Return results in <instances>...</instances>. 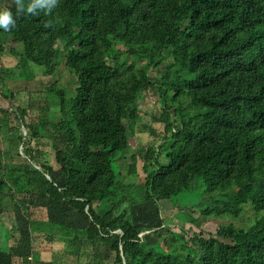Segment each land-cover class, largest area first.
Segmentation results:
<instances>
[{"label":"trees","instance_id":"obj_1","mask_svg":"<svg viewBox=\"0 0 264 264\" xmlns=\"http://www.w3.org/2000/svg\"><path fill=\"white\" fill-rule=\"evenodd\" d=\"M0 4L17 21L0 28V54L53 82L26 90L25 108H0L23 130L0 149V200L22 219L18 237L3 230L14 244L0 246V264H264V0H58L35 15L17 0ZM61 66L71 89L54 84ZM3 74L2 87L12 80ZM149 89L160 103L152 123L163 130L126 159L136 102ZM47 96L58 118L40 105ZM40 134L57 169L42 161ZM17 150L22 161L12 164ZM138 164L144 178L134 183ZM197 190L198 218L187 208L176 216L199 232L175 234L159 202ZM246 210L254 218L243 239L231 222L201 231L208 217ZM32 233L60 236L68 253L32 263Z\"/></svg>","mask_w":264,"mask_h":264},{"label":"rangeland","instance_id":"obj_2","mask_svg":"<svg viewBox=\"0 0 264 264\" xmlns=\"http://www.w3.org/2000/svg\"><path fill=\"white\" fill-rule=\"evenodd\" d=\"M1 8V4H0ZM0 38V45L3 48L7 47V44H3ZM3 44V45H2ZM116 49H119L120 51H124V48L121 44H117ZM168 57V56H167ZM19 58V57H18ZM16 57L4 53L0 54V108H6L9 105H18L20 108H25L27 106V91L28 89L33 90H39L44 89L48 87V85L52 84L53 82L50 81V79L41 76L42 69L33 65H28V67L24 64L18 61ZM170 58H167L164 60V63L170 62ZM162 64V65H163ZM162 67V66H161ZM61 73L60 76L55 77V86L65 88V89H71L73 84V78L71 75L63 69V67H60ZM158 70L160 68H151L149 70V75L151 78H158ZM8 73V80L4 83V87H2V80H4L3 72ZM57 79V80H56ZM10 88L9 92L7 93L5 91L6 88ZM19 90V91H17ZM17 91V92H16ZM26 91V92H25ZM14 92L15 95L14 98H12L11 94ZM12 101V102H10ZM137 107L140 110V117L139 120L136 122L135 127L130 132L129 137V146L128 150L125 154L126 159H130V156L132 154H139L142 152L146 146H149L151 139L153 138L151 135V132L154 131L155 133L161 134L163 130V126L161 124L152 123L151 117L154 115H158L160 111V103H159V95H157L155 90L149 89L142 98L138 99ZM41 106H45V108L48 109V116L52 118H58V100L54 96H47L44 103H40ZM15 120L14 123H11L14 127H10V124L6 122L5 116L3 113H0V149L3 151H6L5 145L7 142H10L12 140H16L20 136V132L23 130H20L15 126ZM3 126V127H1ZM2 128V129H1ZM25 135V132H24ZM40 144H44V147H40L43 158L42 161H48L49 165L53 169H57L56 164L54 163V156L53 152L50 149V144L46 139H44L43 134H40ZM10 155L12 156L11 161L13 160L12 164H19L22 159L16 157V155H22L20 150L10 152ZM138 173L139 176L134 179V183H139L143 181L144 175L141 171V164H138ZM202 193L200 190L195 191L193 194L188 195H181L178 196L176 200H173L171 203L169 201H161L159 202V210H160V216L163 219L165 227H171L174 229L175 234H178L179 232L184 234L186 236L189 232H199V229L196 228L195 225L188 221H182L178 219L176 214L181 211L183 208H187L188 213L193 218H198L199 214L198 211L191 208V204L193 203H199L202 201ZM2 200V199H1ZM0 200V246L2 244H14V239L5 242L3 230L6 229L10 232H12L14 238L19 236V228L22 225L20 223L22 221L19 220V217L17 216V213L15 212L17 210V205L14 202H9L7 198H4L3 201ZM37 216H40V218H43L44 213L41 212L40 214H36ZM254 218L253 212L250 210H246L239 219H233L230 217H208L204 220L202 224L201 231L204 235L208 234H214L219 226L221 225H227L228 223H233L234 226L237 228V235L236 237L238 239L244 238V231L248 228V226L251 224L252 219ZM190 234V233H189ZM36 234L31 235V247H32V263L36 261H41L43 263L48 262L51 260V255L56 253H68L67 248L59 243L57 238L54 239L52 242H48L45 239V236L40 235L37 238H35ZM45 235V234H44ZM74 250V249H73ZM75 251V250H74Z\"/></svg>","mask_w":264,"mask_h":264},{"label":"clouds","instance_id":"obj_3","mask_svg":"<svg viewBox=\"0 0 264 264\" xmlns=\"http://www.w3.org/2000/svg\"><path fill=\"white\" fill-rule=\"evenodd\" d=\"M18 11L23 14H38V10L51 13L58 6V0H17ZM16 17L11 9L0 8V28L10 30L16 25Z\"/></svg>","mask_w":264,"mask_h":264}]
</instances>
